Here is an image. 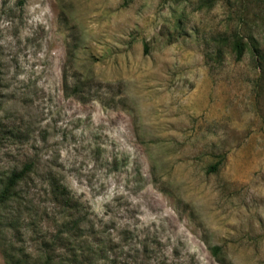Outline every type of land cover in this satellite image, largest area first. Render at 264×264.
Returning a JSON list of instances; mask_svg holds the SVG:
<instances>
[{
	"label": "rangeland",
	"instance_id": "rangeland-1",
	"mask_svg": "<svg viewBox=\"0 0 264 264\" xmlns=\"http://www.w3.org/2000/svg\"><path fill=\"white\" fill-rule=\"evenodd\" d=\"M237 28L264 49V0H0V188L31 165L0 264L69 257L68 219L87 264H264V61Z\"/></svg>",
	"mask_w": 264,
	"mask_h": 264
},
{
	"label": "trees",
	"instance_id": "trees-1",
	"mask_svg": "<svg viewBox=\"0 0 264 264\" xmlns=\"http://www.w3.org/2000/svg\"><path fill=\"white\" fill-rule=\"evenodd\" d=\"M239 28L235 29L231 37H226L229 41L228 44L232 46L233 52L236 54L237 58H242L248 48H250L253 52L259 65H262L264 61V49L261 45V42L255 37V35L251 34L248 39H246L245 34L240 32ZM232 38V39H231ZM30 164H27L23 169L16 170L12 172L2 183V187L0 188V208L6 206L7 203L12 201L14 197L18 196V186L23 180H26L29 173L28 170L30 168ZM57 192L59 191L60 195L63 197H68V191L61 189L60 187H56ZM58 193V194H59ZM64 227H67L69 233L66 236H60L58 239H62L65 244H67L70 248V256L61 257L58 261L56 260V256L51 252H47L45 250L42 253L38 254L37 257H34L32 252L30 251H22L19 254L18 260L15 263L10 264H33L38 262L37 264H58L60 262H64L63 264H87L84 258V247L75 243L74 233L79 232L82 225L81 222H74L71 220H65L62 223ZM48 241L44 240V243ZM50 249V248H48ZM211 250L214 255L220 257V254L223 253V248L221 246H213ZM8 253V252H7ZM9 254V253H8ZM225 261L223 258H221Z\"/></svg>",
	"mask_w": 264,
	"mask_h": 264
}]
</instances>
